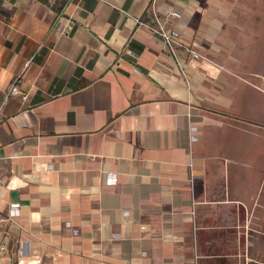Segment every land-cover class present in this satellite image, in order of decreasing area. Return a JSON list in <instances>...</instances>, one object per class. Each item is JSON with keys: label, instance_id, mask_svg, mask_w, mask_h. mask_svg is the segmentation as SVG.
I'll use <instances>...</instances> for the list:
<instances>
[{"label": "crops", "instance_id": "1", "mask_svg": "<svg viewBox=\"0 0 264 264\" xmlns=\"http://www.w3.org/2000/svg\"><path fill=\"white\" fill-rule=\"evenodd\" d=\"M252 261L264 0H0V264Z\"/></svg>", "mask_w": 264, "mask_h": 264}, {"label": "built area", "instance_id": "2", "mask_svg": "<svg viewBox=\"0 0 264 264\" xmlns=\"http://www.w3.org/2000/svg\"><path fill=\"white\" fill-rule=\"evenodd\" d=\"M170 16L178 17L179 15L176 12H171ZM153 19H154L153 26L148 25V24H145V26L148 27L153 33L157 34L162 39V41L164 42L166 47L169 49L170 53L172 54L174 58L177 57V53H176L177 48H182L188 51L190 60L192 61H195L201 58L199 53H197L194 50H191L186 44H184L182 40V36L176 30L165 29L155 14L153 15ZM9 96H20L23 101L27 99V94L21 93L16 84H14L10 88V90L7 92L6 97H9ZM190 183H192V180L190 181ZM252 262L256 264H261L255 261H252Z\"/></svg>", "mask_w": 264, "mask_h": 264}, {"label": "rangeland", "instance_id": "3", "mask_svg": "<svg viewBox=\"0 0 264 264\" xmlns=\"http://www.w3.org/2000/svg\"><path fill=\"white\" fill-rule=\"evenodd\" d=\"M234 1H236V2H238L239 4L241 3L242 4V2H244V0H234ZM236 16V15H235ZM242 17H244V15H238V16H236V20L237 21H241V20H245V19H243ZM254 18V17H253ZM254 20V19H253Z\"/></svg>", "mask_w": 264, "mask_h": 264}]
</instances>
